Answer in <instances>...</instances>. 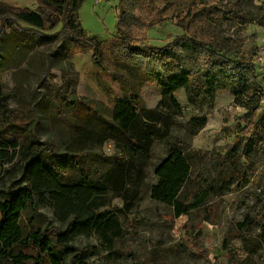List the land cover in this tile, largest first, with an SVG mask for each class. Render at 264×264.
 I'll return each mask as SVG.
<instances>
[{"label":"rangeland","instance_id":"374dc122","mask_svg":"<svg viewBox=\"0 0 264 264\" xmlns=\"http://www.w3.org/2000/svg\"><path fill=\"white\" fill-rule=\"evenodd\" d=\"M156 1L164 20L146 30L144 41L175 43L192 61L189 84L172 94L146 60L86 50L61 25L38 33L21 20L7 24L0 35V145L18 146L9 145L0 160V201L27 194L23 236L59 233L63 264H264V127L256 125L264 124V94L253 112L238 106L228 88L212 87L204 55L190 37L182 40L186 31L178 25L194 0ZM239 1L244 22L219 28L231 44L226 54L253 61L264 88V0ZM118 4L83 0L86 32L103 42L116 37ZM15 7L39 4L0 0V27L3 16L17 19ZM131 94L140 112L124 133L121 112ZM176 152L188 171L174 198L160 200L158 171ZM99 178L102 187L84 196L62 195V185L81 188ZM93 214L100 216L95 225L77 223ZM109 218V225L99 223ZM42 264H50L48 254Z\"/></svg>","mask_w":264,"mask_h":264},{"label":"trees","instance_id":"16d2710c","mask_svg":"<svg viewBox=\"0 0 264 264\" xmlns=\"http://www.w3.org/2000/svg\"><path fill=\"white\" fill-rule=\"evenodd\" d=\"M82 2L83 0H37L38 10L15 7L14 12L18 16L17 19L13 20L9 16H3L0 35L8 23L13 26V22L19 24L18 20L29 25L24 28L25 30L38 33H44L61 25L60 32L82 44L86 50L100 49L103 53H109L116 59L125 60L128 63H134L136 60H146L152 63L158 69L159 84L165 94H172L177 88L189 84L192 61L183 53L174 50L175 43L157 46L144 41L146 30L164 20V10L156 0H119L117 36L107 42L89 35L84 29L79 13ZM240 6L239 0H194V6L188 10L178 25L186 31L182 40L190 37L199 52L204 55L207 81L210 85L212 87L221 85L228 88L233 92L235 103L238 106L254 112L256 103L264 94L255 63L240 58L238 52H236V58L227 55L226 52L231 44L219 29L225 21L244 22L246 13L240 9ZM18 28L24 30L21 26ZM239 42L237 46L240 51L242 40L240 39ZM137 98L138 96L131 94L130 100L123 104L126 105L121 112L125 126L122 127L124 133L125 129L131 128L139 117L140 109ZM173 103L178 106L174 99ZM256 125L257 128L264 127L261 122H257ZM9 145L16 148L18 143L2 142L0 160L8 155ZM187 171L188 167L182 155L177 152L173 153L158 171L162 176V182L156 187L154 196L160 200H172L181 177H184ZM106 176L108 179L111 178L108 174ZM112 179L120 183L123 181V175H113ZM31 181V189L34 193L36 177H32ZM102 182L104 181L100 178L94 180L92 185L87 181L81 188L62 185V195L66 200H72L76 191L80 196H84L87 188L91 189L95 185L102 187ZM26 198L27 194L19 193L10 199L0 201V264L8 259L14 264H29V262L42 264L46 254L49 256L50 264H63L58 257V252L64 250L65 247L59 233L50 236L39 231L27 238L23 236L19 220L20 209L24 206ZM181 206L180 204L179 214L183 212ZM98 218H100L99 215L93 214L88 219L79 220L77 223L89 224L94 221L93 225H95ZM112 219L109 218L102 223L99 221V223L109 225ZM17 244H24V249L15 254ZM28 246L32 247V251L26 248Z\"/></svg>","mask_w":264,"mask_h":264}]
</instances>
